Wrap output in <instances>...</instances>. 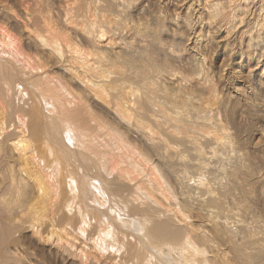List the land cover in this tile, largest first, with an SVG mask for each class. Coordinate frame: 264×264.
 <instances>
[{
    "label": "bare ground",
    "instance_id": "1",
    "mask_svg": "<svg viewBox=\"0 0 264 264\" xmlns=\"http://www.w3.org/2000/svg\"><path fill=\"white\" fill-rule=\"evenodd\" d=\"M1 1L0 264H264V0Z\"/></svg>",
    "mask_w": 264,
    "mask_h": 264
},
{
    "label": "rangeland",
    "instance_id": "2",
    "mask_svg": "<svg viewBox=\"0 0 264 264\" xmlns=\"http://www.w3.org/2000/svg\"><path fill=\"white\" fill-rule=\"evenodd\" d=\"M0 1H1V0H0ZM0 3H1V5H3V3H4V6L6 5L4 1H1Z\"/></svg>",
    "mask_w": 264,
    "mask_h": 264
}]
</instances>
